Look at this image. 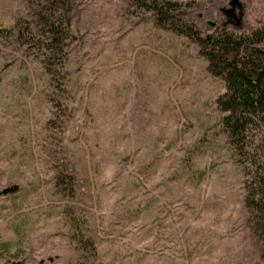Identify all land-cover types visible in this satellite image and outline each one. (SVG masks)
Listing matches in <instances>:
<instances>
[{"label": "rangeland", "instance_id": "obj_1", "mask_svg": "<svg viewBox=\"0 0 264 264\" xmlns=\"http://www.w3.org/2000/svg\"><path fill=\"white\" fill-rule=\"evenodd\" d=\"M175 1L199 36L264 22V0H239L237 22L229 0ZM31 6L0 0V190L17 185L0 193V264H264L198 45L137 0H71L50 76L5 33ZM250 142L264 153V129Z\"/></svg>", "mask_w": 264, "mask_h": 264}, {"label": "trees", "instance_id": "obj_2", "mask_svg": "<svg viewBox=\"0 0 264 264\" xmlns=\"http://www.w3.org/2000/svg\"><path fill=\"white\" fill-rule=\"evenodd\" d=\"M31 1L29 18H17L5 33L31 50L52 76L55 64L63 63L71 0ZM137 1L152 11L158 25L192 39L208 72L223 82L224 90L214 98L218 123L244 174L241 203L246 212L245 228L264 263V153L250 144L253 132L264 129V22L246 33L220 28L199 36L177 19V1Z\"/></svg>", "mask_w": 264, "mask_h": 264}, {"label": "water", "instance_id": "obj_3", "mask_svg": "<svg viewBox=\"0 0 264 264\" xmlns=\"http://www.w3.org/2000/svg\"><path fill=\"white\" fill-rule=\"evenodd\" d=\"M240 2L239 0H229L228 2V8H236L237 9V19H239V15L241 14L240 11ZM17 189V185L13 184L11 186L5 187L2 190H0V193L4 194V193H8V192H13ZM11 264H18V262H12Z\"/></svg>", "mask_w": 264, "mask_h": 264}, {"label": "flooded vegetation", "instance_id": "obj_4", "mask_svg": "<svg viewBox=\"0 0 264 264\" xmlns=\"http://www.w3.org/2000/svg\"><path fill=\"white\" fill-rule=\"evenodd\" d=\"M240 5H241V3H240ZM234 10H236V12H237V9H236V8H228V5H227V7L224 9V12H225L229 17L233 18L234 21L237 22L238 19H237L236 14L234 13ZM240 11H241V7H240ZM237 15H238V13H237Z\"/></svg>", "mask_w": 264, "mask_h": 264}]
</instances>
